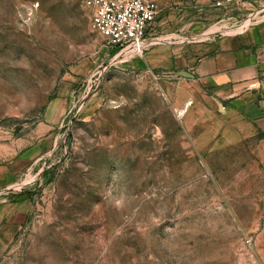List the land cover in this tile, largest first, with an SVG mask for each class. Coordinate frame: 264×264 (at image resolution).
Returning <instances> with one entry per match:
<instances>
[{"label": "rangeland", "instance_id": "374dc122", "mask_svg": "<svg viewBox=\"0 0 264 264\" xmlns=\"http://www.w3.org/2000/svg\"><path fill=\"white\" fill-rule=\"evenodd\" d=\"M260 7L177 33L237 32ZM91 16L83 0H0V208L18 225L0 264H264L256 146L201 95L179 116L191 91L169 93L159 44L124 55Z\"/></svg>", "mask_w": 264, "mask_h": 264}, {"label": "crops", "instance_id": "0c3cea01", "mask_svg": "<svg viewBox=\"0 0 264 264\" xmlns=\"http://www.w3.org/2000/svg\"><path fill=\"white\" fill-rule=\"evenodd\" d=\"M157 1L160 11L150 34L174 40L159 43L150 51L149 61L162 68V72L186 70L194 75L165 77L163 82L169 93L176 85L190 88L192 104L188 106L185 94L174 102L176 109L185 113L193 104L202 106L198 98L201 95L210 106L203 105L202 109L217 112L220 128L226 134L234 129L238 139L249 137L258 156L264 159V15L245 30L218 31L207 39H197L199 32L189 37L177 32L200 28L202 14L209 19L228 12L215 7V0ZM259 5H264V0H259ZM26 209L14 207L7 216H22ZM4 212L0 208V249L4 242L2 234L18 226L14 221L2 226Z\"/></svg>", "mask_w": 264, "mask_h": 264}, {"label": "built area", "instance_id": "2783aa9c", "mask_svg": "<svg viewBox=\"0 0 264 264\" xmlns=\"http://www.w3.org/2000/svg\"><path fill=\"white\" fill-rule=\"evenodd\" d=\"M257 1L259 0H215L214 6L228 12L239 8L243 3ZM83 2L92 10L90 22L92 29L103 36L112 48L118 49L124 55L127 51L134 50L137 55L143 56L145 50L163 41L158 35L150 34L160 11L156 0H83ZM260 6L258 11H253L247 16V22L239 25L241 30L259 21L260 17H257V14L264 11V5ZM191 104L192 101H188V106ZM178 114L181 116L184 113L179 110Z\"/></svg>", "mask_w": 264, "mask_h": 264}, {"label": "water", "instance_id": "95a60500", "mask_svg": "<svg viewBox=\"0 0 264 264\" xmlns=\"http://www.w3.org/2000/svg\"><path fill=\"white\" fill-rule=\"evenodd\" d=\"M162 75L164 77L194 78V75L186 70L166 71V72H163Z\"/></svg>", "mask_w": 264, "mask_h": 264}, {"label": "bare ground", "instance_id": "6f19581e", "mask_svg": "<svg viewBox=\"0 0 264 264\" xmlns=\"http://www.w3.org/2000/svg\"><path fill=\"white\" fill-rule=\"evenodd\" d=\"M182 111V113H184V111L183 110H181Z\"/></svg>", "mask_w": 264, "mask_h": 264}]
</instances>
